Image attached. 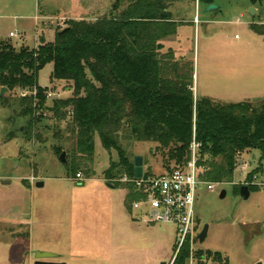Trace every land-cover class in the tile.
I'll use <instances>...</instances> for the list:
<instances>
[{
  "label": "rangeland",
  "instance_id": "rangeland-1",
  "mask_svg": "<svg viewBox=\"0 0 264 264\" xmlns=\"http://www.w3.org/2000/svg\"><path fill=\"white\" fill-rule=\"evenodd\" d=\"M117 1L0 0V40L37 48L41 38L52 42L56 30L70 19L95 21L129 6L127 0ZM159 2L167 18L178 24L175 35L160 41L161 53L171 50L174 58L191 64L195 99L236 104L264 98V35L246 29L251 19L264 18V0ZM210 5L218 10L206 12ZM249 9L256 11L254 18ZM195 18L201 23L206 18L227 23L205 27L194 24ZM236 20L241 24H232ZM10 33L16 37L10 38ZM51 72L48 64L38 74V85L53 94L48 105L70 96L67 84L51 83ZM1 98L5 103L0 104V264H34L36 251L56 254L53 262L61 264H171L177 246L175 226L138 220V213L126 208L127 191L114 187L119 179H104L110 163L118 162L116 152L108 154L96 136L89 168L93 175L87 178L81 171L79 178H71L50 150L55 142L52 127L63 130L65 123L46 113L38 128L45 142L27 141L18 131L25 126L20 118L21 93L6 92ZM9 132L15 138L9 140ZM121 146L130 161L142 158L144 174L167 172L155 145L123 140ZM251 174L255 188L243 199L236 187L248 186ZM38 182L42 188L35 187ZM213 184L212 191L206 186L196 191V225L184 264H264V160L259 150L239 156L231 182ZM204 226L207 237L199 243L196 236Z\"/></svg>",
  "mask_w": 264,
  "mask_h": 264
},
{
  "label": "trees",
  "instance_id": "trees-1",
  "mask_svg": "<svg viewBox=\"0 0 264 264\" xmlns=\"http://www.w3.org/2000/svg\"><path fill=\"white\" fill-rule=\"evenodd\" d=\"M127 1L129 6L117 15L66 21L52 42L37 48L0 40V88L9 94L31 93L20 98L25 126L19 133L27 141L43 143L38 128L44 114L64 122L63 130L52 127L55 142L50 150L57 158L66 154L65 169L71 178L81 171L87 178L93 175L89 168L96 136L108 154L118 156V162H111L104 172L109 182L134 178L133 161L122 149L123 140L155 145L165 159L164 173L190 160L194 141L198 178L216 184L231 182L239 156L245 152L259 150L264 160V98L236 104L195 99L191 64L174 58L171 50L161 53L160 41L175 35L178 24L167 18L159 0ZM250 30L264 35L263 24H251ZM48 64H52L51 83L67 84L65 91L70 95L49 105L47 89L38 85V74ZM7 137L11 140L15 135L9 132ZM67 141L71 143L64 148L62 143ZM252 177L246 181L249 191L255 188ZM119 183L114 187L127 191L129 210L140 196L131 183ZM189 256L186 243L173 264H184Z\"/></svg>",
  "mask_w": 264,
  "mask_h": 264
},
{
  "label": "built area",
  "instance_id": "built-area-1",
  "mask_svg": "<svg viewBox=\"0 0 264 264\" xmlns=\"http://www.w3.org/2000/svg\"><path fill=\"white\" fill-rule=\"evenodd\" d=\"M9 37L15 38L16 35L10 33ZM21 96L25 97L27 93L23 91ZM45 97L50 100L53 98V94L46 92ZM190 149V160L169 173L155 176H146L143 173L139 179L122 177L119 180L122 184L131 183L135 193L140 196L131 205V210L138 213V220L148 224L158 223L175 226L177 246L171 264H173L183 245L188 241L192 242L196 225L193 206L197 189L201 186H206L208 191L214 189L213 183L203 182L198 178L196 166L198 145L194 141ZM76 176L79 178L80 174Z\"/></svg>",
  "mask_w": 264,
  "mask_h": 264
},
{
  "label": "water",
  "instance_id": "water-1",
  "mask_svg": "<svg viewBox=\"0 0 264 264\" xmlns=\"http://www.w3.org/2000/svg\"><path fill=\"white\" fill-rule=\"evenodd\" d=\"M218 10V7L215 5H210L207 7L206 12H211V11H216ZM66 31V29H64L62 32H60V34L64 33ZM45 43V39L41 38L39 41L40 45H43ZM20 45V44H19ZM18 45V46H19ZM6 92H8V90L6 88H0V97L3 96ZM59 160L60 162L65 166L66 161H65V153H62L59 156ZM242 162H239V165ZM133 165H134V178L139 179L142 177L143 174V167H142V158L141 157H135L134 161H133ZM5 184V183H4ZM107 186L109 188H114L112 185L107 184ZM36 188H42L43 187V183L38 182L35 184ZM239 194L243 199H247L249 197V189L247 186L243 185L240 187L239 190ZM225 196V192H221L220 197L223 198ZM207 233H208V227L204 226V228L202 229V231L198 234L197 236V241L199 243H203L207 237ZM57 258L56 254L53 253H49V252H40V251H36L34 252V264H61V263H56L53 262L54 259ZM164 264V263H163ZM256 264H262L260 262L256 263Z\"/></svg>",
  "mask_w": 264,
  "mask_h": 264
},
{
  "label": "crops",
  "instance_id": "crops-1",
  "mask_svg": "<svg viewBox=\"0 0 264 264\" xmlns=\"http://www.w3.org/2000/svg\"><path fill=\"white\" fill-rule=\"evenodd\" d=\"M211 12H213V11H211ZM255 12L256 11H254L253 9H249V13H250V16H252V18H254L255 16H254V14H255ZM239 17L240 18H243V14H242V12H240V14H239ZM254 19H251L250 21H248L247 23H246V29L250 32V33H252L251 32V30H250V25L251 24H259V25H261V24H263L264 25V18H262V19H258V21H253ZM193 23L194 24H202V25H204L205 27H207L208 25H215V24H224V23H227L226 21L224 22V21H221V22H219V21H215L214 19H212V18H206V19H204L203 20V22L201 23L200 22V20L199 19H194V21H193ZM231 23V22H230ZM232 24H241V22L239 21V20H236L235 22H233ZM253 35H255L254 33H252ZM256 36H258V35H256ZM260 37V36H259ZM236 38V37H235ZM17 45H19V44H17Z\"/></svg>",
  "mask_w": 264,
  "mask_h": 264
}]
</instances>
